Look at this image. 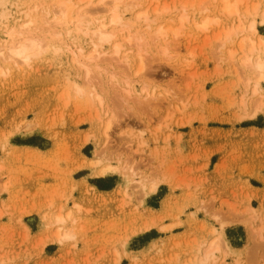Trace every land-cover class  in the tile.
<instances>
[{
	"label": "rangeland",
	"instance_id": "374dc122",
	"mask_svg": "<svg viewBox=\"0 0 264 264\" xmlns=\"http://www.w3.org/2000/svg\"><path fill=\"white\" fill-rule=\"evenodd\" d=\"M3 1V52L26 24L44 50L0 54V264H191L218 236L208 264H264V0H123L110 41L86 33L110 0Z\"/></svg>",
	"mask_w": 264,
	"mask_h": 264
},
{
	"label": "bare ground",
	"instance_id": "6f19581e",
	"mask_svg": "<svg viewBox=\"0 0 264 264\" xmlns=\"http://www.w3.org/2000/svg\"><path fill=\"white\" fill-rule=\"evenodd\" d=\"M74 3H76L74 0H72ZM109 0H100L101 3L103 4H107ZM112 2V6L109 8V11L111 12L110 16L108 17L107 20L102 21L100 23V25L98 26V28L90 30L87 29L86 33H91L92 35H94L95 37H98L100 40L102 41H110L114 36H115V32L113 30H111L109 27L111 24H118L122 22V14L119 10V6L120 3L123 2V0H110ZM0 5L3 6L4 5V1L0 0ZM237 3L236 2H229L228 0H225L222 9L228 13L229 15L232 14H237L239 13V9L236 6ZM60 6H62V4H60ZM64 8L57 10V12H61L63 15L62 16H67L68 12H67V7L66 4H64L63 6ZM25 15L27 17H30L31 14L29 11L24 12ZM18 14V10H16L14 13H9L7 10H5V8H2L0 10V24L4 25L5 27H10V18L14 17V15ZM145 14V13H144ZM140 15V14H139ZM20 17V15H18ZM81 16V15H78ZM78 24H80L81 19L80 17H78L77 19ZM219 18L218 17H210L207 16L205 18H203L201 21H199L197 23V26L201 29H208L210 27L211 24H213L214 22H218ZM32 21L29 20V23H31ZM240 27V25H239ZM85 28H88L87 26ZM251 28L253 30H256L255 25L252 24ZM30 29V25L26 24V28L22 27L21 29L19 28H8L5 30L6 35L9 38H13L14 40L7 45V53L3 52V49L0 48V54L3 57L7 55V57H9L10 59L16 60V61H20V62H29V60L32 57L38 56L39 54L42 53V51L44 50V47L40 41V39L38 37H36V35H31L29 34L28 36H26V33H28V30ZM82 27L81 25L79 26V30H81ZM166 31L161 30V28H158L156 30V35L159 37L163 34H165ZM5 35V37H6ZM230 35V31H228L226 33V37L229 38ZM259 40L255 41V40H251L250 43V49L251 51L255 50V49H261L263 55L260 56H256L255 58V63L253 66L257 67L259 70L264 69V38L262 36L258 37ZM218 39L222 40V42H224V38L222 37H218ZM130 43L133 41L131 40V38L129 39ZM119 44L120 42H115L114 46L116 48V52L119 51ZM88 54H86L87 56ZM93 55L90 54V57H92ZM250 58V59H249ZM248 58V63L251 64V57ZM77 62L81 65L86 66V73L89 76L91 73V69L90 67L87 66V64L85 63V61H83L80 58H76ZM5 72V70L3 68L0 67V73ZM261 77L263 76V73L261 72ZM257 90V87L255 88V91ZM257 108L254 110V112L252 113V116H255L256 113L258 112L259 108L261 107L260 105L256 106ZM110 127V123L106 126V130H105V134L108 137L109 133H108V129ZM92 164H94L97 167V173L100 175H105L108 174L110 172L116 171L117 170V166L112 165V164H101L100 160H95L92 159L90 160ZM99 165V166H98ZM157 183L156 182H152L149 187L144 186V190L147 194L153 193L157 190ZM77 207L80 208V205L77 204ZM69 216H71V212H68V214H62L59 213L57 214L56 218H55V222L59 225L56 234H55V239L62 241V239H69L71 237H74V233L72 231L71 228H65L63 226V223H66L67 219L69 218ZM176 225V223L173 222H169V223H162L160 225H158V228L161 231H167L169 229H171L172 227H174ZM148 227H150V225H147ZM146 226V227H147ZM228 242H226L221 236H218L215 239H212L210 241L204 242V243H200L199 247V253L200 254H196L195 257L192 259L191 264H208V262L210 260L215 259L214 256L216 255V253L222 249V247H225V245H227ZM228 252V251H227Z\"/></svg>",
	"mask_w": 264,
	"mask_h": 264
}]
</instances>
